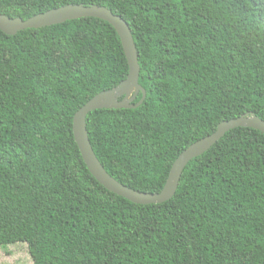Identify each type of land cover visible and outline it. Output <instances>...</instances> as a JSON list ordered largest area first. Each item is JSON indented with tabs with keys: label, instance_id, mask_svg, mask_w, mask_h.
I'll use <instances>...</instances> for the list:
<instances>
[{
	"label": "trees",
	"instance_id": "1",
	"mask_svg": "<svg viewBox=\"0 0 264 264\" xmlns=\"http://www.w3.org/2000/svg\"><path fill=\"white\" fill-rule=\"evenodd\" d=\"M68 5L110 10L135 44L143 103L86 116L92 150L120 184L158 193L219 123L264 121V0H0V14L26 21ZM127 75L104 21L0 31V247L25 245L32 264H264L260 132L225 133L163 204H133L91 175L72 118Z\"/></svg>",
	"mask_w": 264,
	"mask_h": 264
},
{
	"label": "water",
	"instance_id": "2",
	"mask_svg": "<svg viewBox=\"0 0 264 264\" xmlns=\"http://www.w3.org/2000/svg\"><path fill=\"white\" fill-rule=\"evenodd\" d=\"M82 18H95L104 21L115 30L128 65V75L117 88L97 94L84 104L72 118V133L81 157L91 175L109 192L137 205L163 204L173 198L181 174L187 164L208 151L225 133L235 128H250L264 135V121L254 114L223 121L217 125L212 134L189 145L179 154L172 163L166 182L160 192L148 194L120 184L104 170L97 160L89 142L86 116L93 111L104 109H136L145 99V91L138 84L139 65L136 48L127 23L120 16L113 14L104 7L68 5L35 15L26 21L19 18L10 19L0 14V31L7 36H14L26 29H40ZM139 93H141V98L133 104Z\"/></svg>",
	"mask_w": 264,
	"mask_h": 264
},
{
	"label": "rangeland",
	"instance_id": "3",
	"mask_svg": "<svg viewBox=\"0 0 264 264\" xmlns=\"http://www.w3.org/2000/svg\"><path fill=\"white\" fill-rule=\"evenodd\" d=\"M0 264H32L27 248L22 244L0 247Z\"/></svg>",
	"mask_w": 264,
	"mask_h": 264
}]
</instances>
